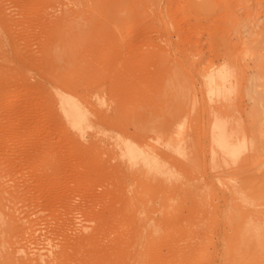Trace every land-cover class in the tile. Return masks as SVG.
<instances>
[{
    "label": "rangeland",
    "instance_id": "rangeland-1",
    "mask_svg": "<svg viewBox=\"0 0 264 264\" xmlns=\"http://www.w3.org/2000/svg\"><path fill=\"white\" fill-rule=\"evenodd\" d=\"M0 194V264H264V0H0Z\"/></svg>",
    "mask_w": 264,
    "mask_h": 264
},
{
    "label": "bare ground",
    "instance_id": "bare-ground-1",
    "mask_svg": "<svg viewBox=\"0 0 264 264\" xmlns=\"http://www.w3.org/2000/svg\"><path fill=\"white\" fill-rule=\"evenodd\" d=\"M219 75H220V80L222 81L223 88L226 91L228 89L230 90V88H231L230 85H229L230 83L229 84L226 83V80L227 79H226V76L224 75V73L223 74L220 73ZM214 81H215L214 77L209 75L207 77V82L206 83L207 84H213ZM229 82H231V80ZM225 83L227 85H229L230 88H228L227 85H226L227 87H225ZM226 88H228V89H226ZM209 91H211V90H209ZM62 97H63L62 100H61V110H62V113L67 118H70L71 119V122L73 124H79V123L85 122V120H86V112L87 111L84 109L85 107L83 106V104L81 102L79 103L78 101H76L75 98L74 99H70L71 98L70 96H69L70 98L64 97V96H62ZM218 118H221V117H218ZM225 120H223V118H222V121H220L219 119H215L214 120V123L213 124H214L215 142L217 143V145L220 147V149L223 151L224 154H226L229 157H233V156L237 155L242 150V147L244 146V141L240 142V144L238 146L236 144L233 145V143H230V138H232L233 134L232 135H229L230 134V131H227L228 128H227V125H226V121ZM227 123H228V119H227ZM235 139H238V138H235ZM177 142H178L177 144H180V141L177 140ZM126 144H127L128 148H134V145H132L131 143L127 142ZM171 144H172V142H171ZM157 157H158V155L155 154V153L154 154L153 153L150 154V158L151 159H154V158H157ZM2 194H4V193H2ZM0 196H1V194H0ZM14 197H15V195H14ZM1 199H2V197H1ZM0 215L3 216V214H0ZM1 216H0V220H1L0 222H1V224H3L4 223L3 221L5 220L4 218H6L7 215L4 216V218H2ZM1 218L4 219V220H2ZM10 227H11V225H10ZM12 229H11L10 232H12ZM3 232H5V231H3ZM79 236H80V238H79ZM79 236H78V238L76 240L80 239L82 241H84V240H87L88 241V239H89V238H87V235L86 236L85 235L82 236V234H80ZM81 236H82V238H81ZM89 236L90 235H88V237ZM80 240H78V242H80ZM11 251H13V250H11ZM14 251H15V253L18 252L16 250H14ZM14 251L13 252H8V253L5 254V262L7 264H54V263L57 264L59 262V258H61L62 256H66L67 254H69V252H67L66 249H62L58 253H52L51 257H49L48 255H45L44 256L42 254H38V256H35V257L27 256L26 257V260H24L22 258H17V257L15 258L14 257L15 256ZM19 251L21 252V248H20Z\"/></svg>",
    "mask_w": 264,
    "mask_h": 264
}]
</instances>
